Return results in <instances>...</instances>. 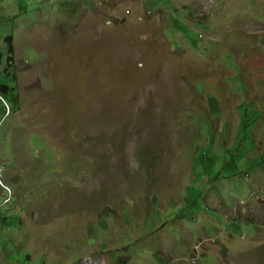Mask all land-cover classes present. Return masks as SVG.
<instances>
[{
  "label": "rangeland",
  "instance_id": "obj_1",
  "mask_svg": "<svg viewBox=\"0 0 264 264\" xmlns=\"http://www.w3.org/2000/svg\"><path fill=\"white\" fill-rule=\"evenodd\" d=\"M0 51V264H264V0H0Z\"/></svg>",
  "mask_w": 264,
  "mask_h": 264
},
{
  "label": "crops",
  "instance_id": "obj_2",
  "mask_svg": "<svg viewBox=\"0 0 264 264\" xmlns=\"http://www.w3.org/2000/svg\"><path fill=\"white\" fill-rule=\"evenodd\" d=\"M253 188H255V187L247 186L246 190H244L247 197H249L251 195V193H253V190H252ZM211 195H210V197H211ZM206 216L207 217H203L201 215H198V218L203 217V219L204 218L207 219L208 222L209 221L211 223L213 222V228L215 229V231H217V230L219 231L217 235L221 236V235H223V233H228L225 230H222L223 228L218 223L216 218H214L208 214ZM176 221H178V226H179L178 229L180 231L181 236L186 234L190 238L191 237L195 238L194 237V235H196L195 231H193V229L188 225L187 217L185 216V214L178 216ZM194 222L196 225V230H198V232L202 233L200 231V228H203V226H201L202 224H199L196 221H194ZM184 225H185V227H183ZM183 228L186 230H183ZM204 232H205V234L202 233L203 235L201 237L207 236V232L205 230H204ZM175 235L176 234L172 233L171 230L169 229V222H165L164 220L163 221L161 220V223H158L156 227L154 225V228L148 232L144 229V225H142V228H141L140 232H138V236H137V238L140 241L139 245H143L146 249L148 247L155 248L154 254L157 253L156 256L145 254V258L143 260L149 262L150 264H157L156 258L160 255L161 256L164 255V257L162 256L164 259L166 258L164 264L165 263L166 264H176L178 258L180 257L179 256L180 254L175 252V251H177V249H175V250L169 249L168 247L163 248L161 246V243H160V242H162L164 237H168L171 239L172 237L175 238ZM141 243H144V244H141ZM175 243H177V242H175ZM191 254H192V250L189 252V255H191ZM129 255H130L129 258H131V260H132V258H134L135 253L129 254ZM186 256H188V255H186ZM189 257H191V256H189ZM191 258H193V257H191Z\"/></svg>",
  "mask_w": 264,
  "mask_h": 264
},
{
  "label": "trees",
  "instance_id": "obj_3",
  "mask_svg": "<svg viewBox=\"0 0 264 264\" xmlns=\"http://www.w3.org/2000/svg\"><path fill=\"white\" fill-rule=\"evenodd\" d=\"M3 41L8 46V52L10 54L13 53L14 45H13L12 35L5 37ZM2 59H3V53L0 51V66L2 64ZM7 60L11 64V62L13 61V57L9 56L7 57ZM15 106H16L15 101L9 95L8 85L6 83H0V109H3L2 113L0 114V118L3 119L5 117V111L7 107L11 111L15 109Z\"/></svg>",
  "mask_w": 264,
  "mask_h": 264
},
{
  "label": "built area",
  "instance_id": "obj_4",
  "mask_svg": "<svg viewBox=\"0 0 264 264\" xmlns=\"http://www.w3.org/2000/svg\"><path fill=\"white\" fill-rule=\"evenodd\" d=\"M202 246V241L197 242V244L195 245V250L192 252L191 257H196V260L198 259V254H196V251L201 249Z\"/></svg>",
  "mask_w": 264,
  "mask_h": 264
}]
</instances>
